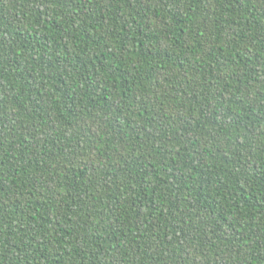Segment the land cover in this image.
<instances>
[{"label":"trees","instance_id":"trees-1","mask_svg":"<svg viewBox=\"0 0 264 264\" xmlns=\"http://www.w3.org/2000/svg\"><path fill=\"white\" fill-rule=\"evenodd\" d=\"M0 264H264V0H0Z\"/></svg>","mask_w":264,"mask_h":264}]
</instances>
